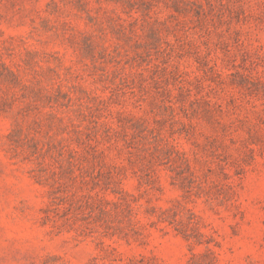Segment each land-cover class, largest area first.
I'll return each instance as SVG.
<instances>
[{"label": "rangeland", "instance_id": "obj_1", "mask_svg": "<svg viewBox=\"0 0 264 264\" xmlns=\"http://www.w3.org/2000/svg\"><path fill=\"white\" fill-rule=\"evenodd\" d=\"M0 264H264V0H0Z\"/></svg>", "mask_w": 264, "mask_h": 264}]
</instances>
